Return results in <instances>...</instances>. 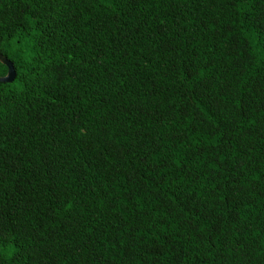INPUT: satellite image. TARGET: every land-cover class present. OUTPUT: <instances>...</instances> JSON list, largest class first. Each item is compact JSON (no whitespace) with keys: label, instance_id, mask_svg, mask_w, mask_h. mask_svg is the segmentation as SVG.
Wrapping results in <instances>:
<instances>
[{"label":"trees","instance_id":"obj_1","mask_svg":"<svg viewBox=\"0 0 264 264\" xmlns=\"http://www.w3.org/2000/svg\"><path fill=\"white\" fill-rule=\"evenodd\" d=\"M0 55V264H264V0H0Z\"/></svg>","mask_w":264,"mask_h":264},{"label":"water","instance_id":"obj_2","mask_svg":"<svg viewBox=\"0 0 264 264\" xmlns=\"http://www.w3.org/2000/svg\"><path fill=\"white\" fill-rule=\"evenodd\" d=\"M0 62L7 67V75L5 77H0L1 83H10L15 78V70L13 64L6 58L0 55Z\"/></svg>","mask_w":264,"mask_h":264}]
</instances>
